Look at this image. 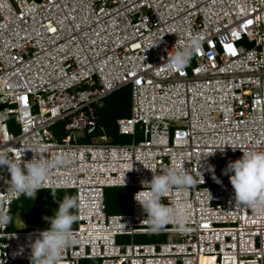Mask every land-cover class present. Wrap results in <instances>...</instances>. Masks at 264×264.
Instances as JSON below:
<instances>
[{"label":"built area","instance_id":"1","mask_svg":"<svg viewBox=\"0 0 264 264\" xmlns=\"http://www.w3.org/2000/svg\"><path fill=\"white\" fill-rule=\"evenodd\" d=\"M193 39L200 45L190 64L170 67L167 54ZM126 85L131 113L116 122L129 141L115 142L94 104ZM58 123L62 139L52 132ZM245 149H264V0H0V154L62 157L42 189L80 198L74 242L58 264H264V214L236 204L221 171ZM199 162L203 181L161 198L187 205L188 231H176L175 220L148 231L134 200L140 181L181 164L196 175ZM9 180L0 166V202L12 212L24 195ZM112 187L132 190L130 212H106ZM10 225L0 264H30V244L47 227ZM159 233L167 240L133 239Z\"/></svg>","mask_w":264,"mask_h":264},{"label":"clouds","instance_id":"2","mask_svg":"<svg viewBox=\"0 0 264 264\" xmlns=\"http://www.w3.org/2000/svg\"><path fill=\"white\" fill-rule=\"evenodd\" d=\"M199 45V40L193 39L187 47L179 48L171 52L170 55L168 53L169 66L177 70L187 67ZM216 148L223 152V147L218 146ZM241 151L242 156L234 161L230 160L225 168L221 170L222 174L230 173L228 178L234 191L236 204L247 206L254 214H264V149H245ZM63 163L62 157L49 160L40 152H35L30 160L25 161L16 160L15 158L10 160L0 154V166L6 165L10 173L8 187L17 196L22 194L29 199H34L37 191L45 188V180L51 169L61 166ZM199 167L200 162L197 165L196 175L190 170H185L181 164L179 170L165 169L160 173H153L151 180L142 179L140 181L142 187L134 194V200L147 214L149 220L148 231L156 232L172 220L176 221V231L182 234L188 231L183 221L187 205L176 203L175 206H169L162 203L161 198L166 197L173 189L181 194L187 193L201 180L203 181L202 172L198 170ZM207 170L212 173V179L216 183H221L214 173V166L208 165ZM50 191L53 198L56 199L55 189L50 188ZM80 206L78 195L72 196L65 193L63 197L57 200L54 214L50 217H43L46 221H50L49 227L40 231L39 236L30 244V264H58L63 250L74 242L72 225L80 218ZM12 223H14V214L0 202V239L14 235L4 231ZM23 223L24 221H21V227L24 226ZM83 259H97L101 264V260L96 257L82 258L81 260Z\"/></svg>","mask_w":264,"mask_h":264},{"label":"rangeland","instance_id":"3","mask_svg":"<svg viewBox=\"0 0 264 264\" xmlns=\"http://www.w3.org/2000/svg\"><path fill=\"white\" fill-rule=\"evenodd\" d=\"M119 91V92H118ZM115 92V97L120 100L121 99V94L123 96L128 93L130 100L128 101L129 103V109L131 111V89L129 86L123 87L122 89L118 90ZM114 93V92H113ZM35 109V108H34ZM11 130L17 131V126H11ZM52 132L57 134L59 139H62L64 135H66V132L63 129V124L58 123L57 125L52 127ZM74 136L77 137L78 141L81 142H87L90 141V136H83V131L80 130H75L74 131ZM138 139L142 138V134L139 132L137 134ZM129 141V138L124 137L123 141ZM111 189V190H110ZM117 188H107V193L110 196L111 199V210H107V213H127L130 212L131 210V196H132V190L129 188V195L127 198H123L122 203H118L120 199H118L117 195H114L113 190ZM59 191V190H58ZM71 192V191H70ZM57 196H61L62 194H65L63 192H57ZM72 193H75L73 190ZM39 196L38 200L33 201L29 200V198L24 197V200L21 202H18L15 204L18 205L17 209L22 210V219L25 224L31 225V226H40V227H48V224L50 221H46L43 219V217H50L54 214V211L57 207V202L54 200L51 191L50 190H43V191H38L36 194V197ZM74 196V194L72 195ZM56 203V205H55ZM120 204V205H119ZM77 225V221L73 223L72 227H75ZM12 229H17L16 227H12ZM168 235L166 233L162 234H139V235H134L133 239L135 242H163L167 240ZM173 239H176V235H171ZM124 242H130L131 237L130 236H125L122 238ZM210 259H205V261H209Z\"/></svg>","mask_w":264,"mask_h":264},{"label":"trees","instance_id":"4","mask_svg":"<svg viewBox=\"0 0 264 264\" xmlns=\"http://www.w3.org/2000/svg\"><path fill=\"white\" fill-rule=\"evenodd\" d=\"M115 92L108 95L107 97L97 101L94 105H95L96 112L98 115L99 124H101L102 126L105 127L106 133L109 134L110 136H112L113 140L115 142H125V141H123V138L124 137L127 138L128 136H123V135H120L118 133L116 120L119 117H125V116L130 115V109H129V103H128V101L130 100V97H129L128 93H126L124 96H123V94H121V99L118 100L115 97ZM43 190L47 191L50 189H40L38 191H43ZM55 191L67 193L69 195L74 194V196H76V193H72L73 189H55ZM113 192H114V195H117L118 199H120L118 201V203H122L123 198H127V196L130 193L129 188H123V187H118L117 189L113 190ZM63 195L64 194H62L61 196H58L54 200L57 202V200H59L61 197H63ZM24 197L25 196H22L20 199H18L14 203V205L12 207V213L14 215H15L16 211H18V209H17L18 205L15 206V204L20 202V201L22 202L24 200ZM38 198H39V196H37V197L35 196L34 199H29V200L36 201V200H38ZM105 199H106L107 210H111L112 209L111 199H110V196L107 193V191H106ZM55 205H56V203H55ZM20 211L22 212V210H20ZM26 225H28V224H26ZM29 226H31V225H29ZM12 227H15L14 223H12L10 225L11 229H12ZM80 264H100V261L97 259H83L80 261Z\"/></svg>","mask_w":264,"mask_h":264},{"label":"water","instance_id":"5","mask_svg":"<svg viewBox=\"0 0 264 264\" xmlns=\"http://www.w3.org/2000/svg\"><path fill=\"white\" fill-rule=\"evenodd\" d=\"M21 221L23 222V220H22V212L21 211H17L16 214H15V219H14V225H15L16 228H22L20 226ZM23 225H24V223H23Z\"/></svg>","mask_w":264,"mask_h":264},{"label":"snow or ice","instance_id":"6","mask_svg":"<svg viewBox=\"0 0 264 264\" xmlns=\"http://www.w3.org/2000/svg\"><path fill=\"white\" fill-rule=\"evenodd\" d=\"M252 23V21L251 20H247L246 21V24H251ZM226 47H227V49H228V51L230 52V53H235V49L232 47V45L231 44H228V45H226Z\"/></svg>","mask_w":264,"mask_h":264},{"label":"bare ground","instance_id":"7","mask_svg":"<svg viewBox=\"0 0 264 264\" xmlns=\"http://www.w3.org/2000/svg\"><path fill=\"white\" fill-rule=\"evenodd\" d=\"M206 259H210V258H206Z\"/></svg>","mask_w":264,"mask_h":264}]
</instances>
